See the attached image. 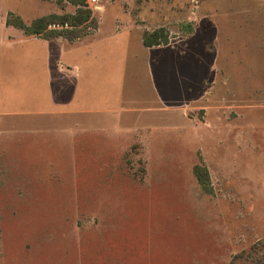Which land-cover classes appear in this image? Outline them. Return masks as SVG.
Returning a JSON list of instances; mask_svg holds the SVG:
<instances>
[{
    "label": "rangeland",
    "instance_id": "1",
    "mask_svg": "<svg viewBox=\"0 0 264 264\" xmlns=\"http://www.w3.org/2000/svg\"><path fill=\"white\" fill-rule=\"evenodd\" d=\"M99 1L54 52L14 20L71 0H0V264H264V0Z\"/></svg>",
    "mask_w": 264,
    "mask_h": 264
},
{
    "label": "trees",
    "instance_id": "2",
    "mask_svg": "<svg viewBox=\"0 0 264 264\" xmlns=\"http://www.w3.org/2000/svg\"><path fill=\"white\" fill-rule=\"evenodd\" d=\"M71 3L76 7L74 12L45 14L33 19L29 24L18 17L14 20L15 25L22 28L29 35H39L46 39L62 36L69 41H73L81 38L96 29L98 22L92 15V10L88 8L86 0H71ZM168 42L169 34L163 27L156 28L143 35V44L146 46L167 44ZM194 171L205 191L211 192L207 168L203 164H197Z\"/></svg>",
    "mask_w": 264,
    "mask_h": 264
},
{
    "label": "crops",
    "instance_id": "3",
    "mask_svg": "<svg viewBox=\"0 0 264 264\" xmlns=\"http://www.w3.org/2000/svg\"><path fill=\"white\" fill-rule=\"evenodd\" d=\"M121 35H123V37L125 38L124 40H122V45L125 44L124 45V46H126L125 50L127 49V51H129V49H135V51L148 53V52H151V51L153 52V50H156V48H159L158 45H154V46H146V45H144L142 36L139 38L138 41L136 40L137 41L136 42V41H132L131 38H129V34L128 33L126 34V36H124V33H122ZM108 37L117 39V38L120 37V34L119 35L117 34V35H114V36H98V37H95V38H92V39H89V40L88 39L84 40L83 37H81V38L75 39L73 41H69L66 38H65V40L62 39L61 41L56 40L55 38H52V39H46L45 38V41H44L45 45L44 46H41V47L33 46L31 43L29 45H31L32 49L33 48H38V49H45V50L49 51V49L53 48L55 50L54 52H58V51H65L67 49H71L73 46H77V45H87L88 47H90V45L93 46L94 42H96L98 40L103 42L106 39H108ZM26 42H28V41H26ZM32 49H31V51H32ZM164 60H166V59L164 58ZM167 63H170L171 65H176V64H173L170 61V59L167 60ZM52 66H53L52 69H55V73H54L55 77L63 78L65 80H67L68 83H70L71 81H78L81 76L86 77L85 73L82 75V68H81L82 65L79 66L77 64H74V65H71L72 66L71 67L69 65L64 66V64L60 63L58 65L52 64ZM120 74L123 75V72H122L121 68H120ZM87 80L89 82L92 81V78L90 77V75L88 76ZM55 92L56 91H54L53 93H55ZM56 95H57V98H58L59 94L56 93ZM89 128H91L90 131H92V127H89ZM103 129L104 128L103 127L101 128L100 124H96L93 131H103ZM137 131H138V133H141L140 128H138Z\"/></svg>",
    "mask_w": 264,
    "mask_h": 264
},
{
    "label": "built area",
    "instance_id": "4",
    "mask_svg": "<svg viewBox=\"0 0 264 264\" xmlns=\"http://www.w3.org/2000/svg\"><path fill=\"white\" fill-rule=\"evenodd\" d=\"M87 4H88V8H90L92 11L101 8L99 0H87Z\"/></svg>",
    "mask_w": 264,
    "mask_h": 264
}]
</instances>
